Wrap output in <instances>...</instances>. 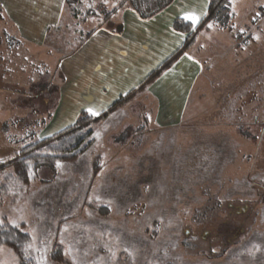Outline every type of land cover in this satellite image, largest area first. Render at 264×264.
I'll list each match as a JSON object with an SVG mask.
<instances>
[{"label": "rangeland", "instance_id": "obj_1", "mask_svg": "<svg viewBox=\"0 0 264 264\" xmlns=\"http://www.w3.org/2000/svg\"><path fill=\"white\" fill-rule=\"evenodd\" d=\"M231 15L225 28L209 24L192 38L187 53L198 77L180 120L154 110L158 98L153 103L146 94L157 78L146 84L147 75L120 104L83 111L98 120L90 124L85 152L55 171L40 168L27 186L0 200V219L23 224L29 234L26 254L35 264H57L51 260L55 245L66 264H264V0H232ZM79 50L60 62L52 88L28 102L18 96L27 52L16 44L7 49L0 32L4 165L18 153L16 140L28 135L24 125L35 119L40 129L30 142L51 138L82 112L58 119L61 101L100 98L96 45L85 50L83 64L68 62ZM11 174L10 168L0 172V184ZM100 207H107L105 215ZM241 229L239 243H227L226 235ZM0 264H19L16 252L0 247Z\"/></svg>", "mask_w": 264, "mask_h": 264}, {"label": "trees", "instance_id": "obj_2", "mask_svg": "<svg viewBox=\"0 0 264 264\" xmlns=\"http://www.w3.org/2000/svg\"><path fill=\"white\" fill-rule=\"evenodd\" d=\"M231 1L210 0L206 16L195 27L184 19H175L172 23V29L177 33L186 35L183 44L147 77L146 84L158 78L179 59L181 54L188 50L193 41L192 38L197 36V31L207 29L209 24H216L221 28L228 26L232 17ZM170 2L171 0H64L63 12L59 21L55 27L47 30L45 43L40 50L24 45L14 30L11 31L13 28L11 23L0 13V17L5 18L3 25L0 27V32L3 35V40L6 41L7 49H12L16 44L23 47V52H27V56L23 60L25 68L19 67L21 76L18 86L21 87L19 89L21 92L18 96L27 98L28 102H32L39 99V92L45 91L46 88L51 89L52 87L48 85L53 84V81L50 83L51 76H58L57 70L60 62L79 50L98 29L115 23L113 32L119 34L122 30V25L118 21L121 11L130 9L140 18L147 19L163 10ZM54 36H56L55 44L53 41L49 42L48 40ZM56 44L61 47L56 46ZM3 62H5L4 59L2 64ZM27 66L31 67L30 71L27 70ZM24 71L26 75H24ZM8 73L9 69L7 68L4 70L3 75L6 76ZM36 78L38 79L36 80ZM122 100L123 98L118 99L114 105L120 104ZM32 106H35V104L33 103ZM19 109L23 112V108ZM28 109L30 108L28 107ZM30 110L34 112L33 109ZM34 110L38 112V109ZM36 114L41 115L40 113ZM247 114L250 115L249 112ZM252 116L253 114L249 117V125L254 126L257 117ZM34 120L24 126H30L31 130L35 127L37 129L32 130V133H29V129L26 135L31 134L30 136L19 137L16 140L15 143L20 145V148L13 160L8 165L0 162V172H3L6 168H10L12 172L11 175L5 176L2 184H0V200L8 195L14 187L18 185L27 186L40 168L55 171L58 163L69 162L85 152L91 134L90 124L98 121L82 111L74 123L59 134L51 138L30 142L35 136L33 133L40 131L39 127L34 125L36 124ZM45 122L46 118L40 122V125H44ZM240 128L241 126H239ZM17 135H10V137ZM93 170H95L94 173L98 171L97 168H93ZM215 205L214 207H217L220 204ZM228 206L231 207L230 203ZM100 209L103 215L107 213V207H100ZM245 209H248V207L246 206L242 210ZM23 226V224L13 226L5 219H0V247H8L14 250L19 258V264H35L31 256L26 254L28 253L26 245L29 243L30 236L23 230ZM226 236L225 238L229 240L227 243L236 245L244 234L241 229L237 232H230ZM51 260L57 264H66L62 256V248L59 245L54 246Z\"/></svg>", "mask_w": 264, "mask_h": 264}, {"label": "crops", "instance_id": "obj_3", "mask_svg": "<svg viewBox=\"0 0 264 264\" xmlns=\"http://www.w3.org/2000/svg\"><path fill=\"white\" fill-rule=\"evenodd\" d=\"M209 2L210 0H171L163 10L147 19L140 18L130 9L121 11L118 21L122 25V30L119 34L113 32L115 23L98 29L72 60H68L71 64L73 62L83 64L85 50L96 45L100 57V61L96 62L100 64L96 66L100 70L99 78L102 85L100 98L96 103H86L84 100L71 103L69 98L63 100L59 106L58 119L72 117V113L87 109L103 112L128 94L182 46L186 35L172 29L173 21L186 20L185 16L196 15L199 17L195 25L197 26L206 16ZM63 5L64 0H0V9L22 43L39 50L44 45L47 30L57 25L63 12ZM186 21L191 23L189 20ZM187 52L188 50L149 85L146 97H153L151 98L153 103L156 100L154 96L158 98L159 104L154 105V110L161 113L162 119L164 113L170 120H180L179 112H185L192 94L198 70ZM92 61L94 62L93 59ZM153 61L156 62L153 68L145 71L137 83L124 87L126 81L132 80L135 74L139 73V69ZM104 63L106 66L103 68L101 65Z\"/></svg>", "mask_w": 264, "mask_h": 264}, {"label": "snow or ice", "instance_id": "obj_4", "mask_svg": "<svg viewBox=\"0 0 264 264\" xmlns=\"http://www.w3.org/2000/svg\"><path fill=\"white\" fill-rule=\"evenodd\" d=\"M184 18L186 20L191 21V24H192L193 27H195V25L198 23V19H199V17H197L196 15H188V16H185ZM210 27H211V25H210ZM189 59H191V58L189 57ZM89 111H90V114L93 115V116H95L97 114V113H95V112H93L91 110H89Z\"/></svg>", "mask_w": 264, "mask_h": 264}]
</instances>
